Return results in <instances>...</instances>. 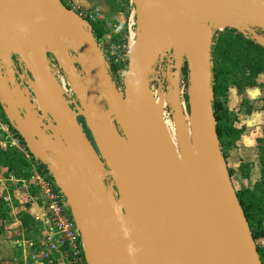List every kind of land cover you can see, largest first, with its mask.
I'll return each mask as SVG.
<instances>
[{"label":"water","instance_id":"1","mask_svg":"<svg viewBox=\"0 0 264 264\" xmlns=\"http://www.w3.org/2000/svg\"><path fill=\"white\" fill-rule=\"evenodd\" d=\"M131 2L120 91L91 26L61 0H0L5 118L66 198L87 264H262L220 148L212 46L222 22L264 47V0ZM158 64L177 143L151 85Z\"/></svg>","mask_w":264,"mask_h":264},{"label":"trees","instance_id":"2","mask_svg":"<svg viewBox=\"0 0 264 264\" xmlns=\"http://www.w3.org/2000/svg\"><path fill=\"white\" fill-rule=\"evenodd\" d=\"M61 1L70 9L66 0ZM91 26L97 41L104 37L105 30L102 21L91 22ZM122 32L123 31L121 30H117L113 34L114 43L121 41ZM253 54H255V57H249ZM251 58H255V61ZM212 63L214 91L213 110L216 118V128L220 141V148L227 163L228 154L237 146V143L245 130L243 126H238V117L229 109L228 92L232 86L237 87L240 95L242 96L244 95V89L250 86H261L264 91V84H258L256 79L257 74L263 73L264 75V47L257 44L250 37L244 36L236 29L225 28L221 31H216L214 34ZM256 65L258 67H256ZM126 67L127 64L124 65V68ZM245 67H254V69H257L256 73H251L243 80L237 79L238 75L243 77V72L246 70ZM117 68L118 66L113 64L111 71L114 72ZM251 69L253 68H250V70ZM250 70L247 71L250 72ZM184 75H186V68L184 69ZM251 80V84L246 83V81ZM246 84H249L250 86H247ZM262 100V108L264 109V95ZM246 102L247 99L244 97L242 99L241 106H243ZM0 113L5 117L1 106ZM6 122L12 128L7 120ZM16 134L18 133L16 132ZM258 149L261 166L259 179L255 182L253 187H242L237 189L234 186V188L238 196L239 203L248 220L260 260L262 264H264V248L260 243V241L264 239V137L260 140ZM0 166H3L6 170L4 175L7 177L29 179L31 176L30 162L25 159L21 153L10 147H0ZM40 167L45 173L47 172L45 165L40 164ZM251 167V163L242 162L238 170L240 172H245V176H248ZM229 174L233 183L232 179L236 174V171L229 169Z\"/></svg>","mask_w":264,"mask_h":264},{"label":"built area","instance_id":"3","mask_svg":"<svg viewBox=\"0 0 264 264\" xmlns=\"http://www.w3.org/2000/svg\"><path fill=\"white\" fill-rule=\"evenodd\" d=\"M70 10L77 13L83 20L88 22L90 26L91 22L100 21L94 11H77L72 7H70ZM116 28L117 26H115L114 29H111L109 33H106L103 38L99 39L98 44L109 65V72L113 82L120 91H123V79L127 68H124V65H128L129 51L136 38V20L134 13L130 19L127 32L123 36L122 42L119 43V45L112 43L113 34L116 32ZM109 42L113 44V46L111 47L110 56L108 57L107 53L102 49V43L108 44ZM117 46H119L120 54L113 52ZM113 64L118 66L114 72L111 71ZM52 68L56 72V78L66 95L69 105L75 112H77L74 102L75 97L65 75L59 69L55 61H52ZM150 80L153 92L154 83H160L159 87H162L165 83V74L164 71L160 69L159 64L156 66L155 72L150 76ZM116 81H120L122 86L119 87ZM166 85L167 84L165 83L164 91H166ZM30 98L35 105H37L32 90H30ZM169 113L171 114V112ZM0 146L3 148L10 147L15 149L30 162L31 176L27 181H23V184L30 183L38 190L39 198L42 201L47 219L48 232L46 234L43 249H35L30 256L29 262L26 264H87L81 234L75 225L69 204L55 184L51 173L47 168L46 173L41 169V163L34 159L22 138L16 134L7 123L3 122L0 125Z\"/></svg>","mask_w":264,"mask_h":264},{"label":"rangeland","instance_id":"4","mask_svg":"<svg viewBox=\"0 0 264 264\" xmlns=\"http://www.w3.org/2000/svg\"><path fill=\"white\" fill-rule=\"evenodd\" d=\"M66 3L74 8L77 11H83V10H91L94 11L96 16H98V19L103 22L104 24V30L105 34L109 33L111 29H114L115 26H117L116 30L123 31L121 41L115 42L116 45H119V43L122 42L123 36L127 32L128 25L130 23V19L133 16L134 13V6L131 2V0H66ZM135 16V13H134ZM136 20V17H135ZM216 31H221L220 29L215 28ZM223 30V29H222ZM112 43H114L112 41ZM113 44L110 42L108 44L102 43V49L107 53L108 57L110 56V50ZM114 53L117 52L120 54L119 46L115 48L113 51ZM249 57H255V54L249 56ZM253 61H255V58H251ZM252 61V62H253ZM255 67V66H254ZM254 67L250 70L249 67H245L246 70H244L243 77L241 75L237 76V79L243 80L244 78H247L251 73L255 74L257 69H254ZM256 67H258L256 65ZM247 70H250L247 71ZM257 76V82L258 84H264V75L263 73H259ZM248 80V79H246ZM251 81H246V83L251 84ZM117 85L119 87L122 86L120 81H116ZM160 83H154V90L159 89ZM162 84V83H161ZM249 84H246L247 86H250ZM188 86V85H187ZM187 86H184V108L186 117L189 119L187 115L188 110V104L186 101V95H188V88ZM162 89L165 88V83L162 85ZM233 87V86H232ZM253 89V98L252 100H249L245 96V90L246 89ZM242 99L245 97L247 99V102L240 107V110L238 112H234L236 116L238 117L237 124L238 126L244 127V133L242 134L239 142L237 143V146L231 150V152L228 154L227 159V166L229 169L234 170L233 165L239 164L240 162H248L251 163L252 167L250 168V172L248 176H245V172H240L236 168V174L233 176V185L235 188L240 189L242 187H253L258 177H260V161H259V145L260 140L264 137V109L263 107V95L264 91L261 86H250L246 87L243 91ZM242 103V101H241ZM165 124L168 130L170 131V134L174 138V140L177 143V136H176V130H175V123L174 120L171 119L170 109L167 107L165 110ZM242 116H240V115ZM0 118H4V123H7L5 117L0 113ZM242 119V120H240ZM84 121V120H83ZM82 120L81 122L84 123ZM8 124V123H7ZM85 125V124H84ZM3 148V147H2ZM261 246L264 248V239L260 241Z\"/></svg>","mask_w":264,"mask_h":264},{"label":"crops","instance_id":"5","mask_svg":"<svg viewBox=\"0 0 264 264\" xmlns=\"http://www.w3.org/2000/svg\"><path fill=\"white\" fill-rule=\"evenodd\" d=\"M253 89L245 90L249 100L253 98ZM241 101L238 88L231 87L229 109L238 112ZM2 122L4 118H0V125ZM242 162L234 164V170ZM5 171L0 166V264H26L35 249H43L48 232L47 219L38 190L30 183L23 184L28 179L7 177Z\"/></svg>","mask_w":264,"mask_h":264},{"label":"bare ground","instance_id":"6","mask_svg":"<svg viewBox=\"0 0 264 264\" xmlns=\"http://www.w3.org/2000/svg\"><path fill=\"white\" fill-rule=\"evenodd\" d=\"M216 28L217 29H220V30H222L223 29V23L221 22V23H217L216 24ZM93 32V31H92ZM216 32V31H215ZM94 34V33H93ZM128 66V65H127ZM127 69V68H126ZM186 75H187V73H186ZM186 75H184L183 76V86H182V99L184 100V86H187V76ZM187 88H188V86H187ZM162 87H159V89L158 90H154V93H155V96H156V102H157V104H158V106L160 107V109H161V111H162V113H163V115L166 113L165 112V110H166V108L168 107V105H169V98H168V96H167V92L166 91H164V95L163 96H161V92H162ZM189 90V89H188ZM188 97V96H187ZM183 106H184V104H183ZM165 117V116H164ZM165 119V118H164ZM171 119H173V117H172V113H171ZM186 119H187V121H188V125H189V119L186 117ZM23 140V139H22ZM25 143V142H24Z\"/></svg>","mask_w":264,"mask_h":264},{"label":"flooded vegetation","instance_id":"7","mask_svg":"<svg viewBox=\"0 0 264 264\" xmlns=\"http://www.w3.org/2000/svg\"><path fill=\"white\" fill-rule=\"evenodd\" d=\"M81 120L83 121L82 118H79V122H80L81 126L83 127L84 131L87 133L86 127H85L84 123L81 122ZM83 122H84V121H83ZM87 136L91 139V137L89 136L88 133H87Z\"/></svg>","mask_w":264,"mask_h":264}]
</instances>
